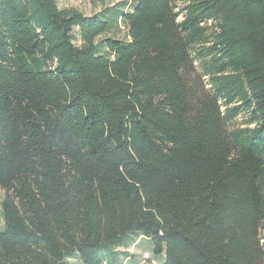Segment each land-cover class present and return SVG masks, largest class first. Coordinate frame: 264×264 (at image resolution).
Returning a JSON list of instances; mask_svg holds the SVG:
<instances>
[{
	"label": "trees",
	"instance_id": "1",
	"mask_svg": "<svg viewBox=\"0 0 264 264\" xmlns=\"http://www.w3.org/2000/svg\"><path fill=\"white\" fill-rule=\"evenodd\" d=\"M131 1L0 0V264H264V0Z\"/></svg>",
	"mask_w": 264,
	"mask_h": 264
},
{
	"label": "rangeland",
	"instance_id": "2",
	"mask_svg": "<svg viewBox=\"0 0 264 264\" xmlns=\"http://www.w3.org/2000/svg\"><path fill=\"white\" fill-rule=\"evenodd\" d=\"M118 2L129 3V10L132 3L131 0H57V5L60 9L74 8L84 15L97 13L104 8L113 7ZM119 28H114L109 35L118 39H126V29L122 25ZM244 120V115L241 114L235 119L234 125L240 126ZM4 192L0 189V202ZM4 229L3 220L0 214V230ZM106 260L109 264H164L165 251L159 254H154L152 244L145 236H137L136 234H128L122 239L121 247L115 252L110 251L106 255ZM68 264H80L77 259H70Z\"/></svg>",
	"mask_w": 264,
	"mask_h": 264
}]
</instances>
